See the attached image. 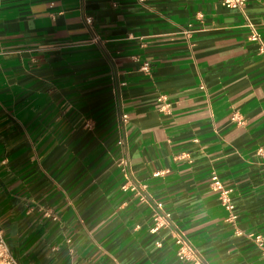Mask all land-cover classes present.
Listing matches in <instances>:
<instances>
[{
    "label": "crops",
    "instance_id": "1",
    "mask_svg": "<svg viewBox=\"0 0 264 264\" xmlns=\"http://www.w3.org/2000/svg\"><path fill=\"white\" fill-rule=\"evenodd\" d=\"M246 17L264 41V0H0L15 264H264V54ZM156 202L170 217L153 232Z\"/></svg>",
    "mask_w": 264,
    "mask_h": 264
},
{
    "label": "built area",
    "instance_id": "2",
    "mask_svg": "<svg viewBox=\"0 0 264 264\" xmlns=\"http://www.w3.org/2000/svg\"><path fill=\"white\" fill-rule=\"evenodd\" d=\"M220 2L230 8H236L241 9L244 5L246 0H220ZM86 24L89 28H92V18L90 16L85 18ZM245 25L249 28V35L248 39L253 42L258 43V49L260 53L264 54V41L262 40V37L260 33L257 31L255 25L246 17L245 19ZM97 38L96 35H94L91 40L95 41ZM149 62L143 61L141 65V70L147 72L149 70ZM157 101L160 102V108L162 110L168 111L170 109L169 103L167 102V97L164 94H159L157 97ZM122 120L125 121L127 118L126 114H122ZM121 141H118L120 143ZM211 186L214 190L219 192V197L223 205L225 206L226 210L229 212L228 218L230 220L235 219V214L232 212L233 205L231 203V189L224 188L221 184V181L219 180L218 176L216 174H213L211 177ZM169 217L170 214L167 212L162 204L160 202H156L154 205V211H153V221L154 224L151 228L153 232L157 231L160 227L166 226L169 224ZM252 238L256 242V244L259 247L263 246V237L260 234L252 235ZM175 241L178 245L177 254L179 257H191L193 254L191 246L186 242V240L179 234H176ZM0 255H2L5 259H7L10 264H15L13 258L11 257L5 239L3 237V233L0 230ZM252 264V263H248Z\"/></svg>",
    "mask_w": 264,
    "mask_h": 264
},
{
    "label": "rangeland",
    "instance_id": "3",
    "mask_svg": "<svg viewBox=\"0 0 264 264\" xmlns=\"http://www.w3.org/2000/svg\"><path fill=\"white\" fill-rule=\"evenodd\" d=\"M0 264H10V262L5 259L2 255H0Z\"/></svg>",
    "mask_w": 264,
    "mask_h": 264
}]
</instances>
